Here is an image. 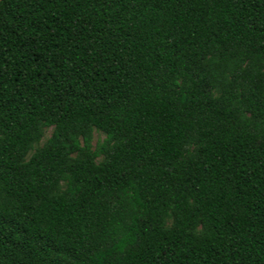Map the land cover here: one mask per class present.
I'll list each match as a JSON object with an SVG mask.
<instances>
[{"label": "trees", "instance_id": "16d2710c", "mask_svg": "<svg viewBox=\"0 0 264 264\" xmlns=\"http://www.w3.org/2000/svg\"><path fill=\"white\" fill-rule=\"evenodd\" d=\"M0 264H264V0H0Z\"/></svg>", "mask_w": 264, "mask_h": 264}, {"label": "rangeland", "instance_id": "374dc122", "mask_svg": "<svg viewBox=\"0 0 264 264\" xmlns=\"http://www.w3.org/2000/svg\"><path fill=\"white\" fill-rule=\"evenodd\" d=\"M50 134H51V129H48V130L46 131V135H45V137H44L43 140H42V143L47 139V137H48ZM100 138H103V135H102L101 133H99V132L96 131V132L94 133V144H96L97 140L100 139Z\"/></svg>", "mask_w": 264, "mask_h": 264}]
</instances>
